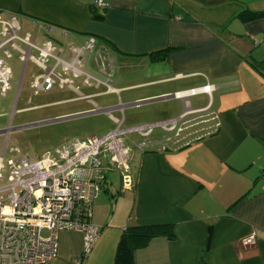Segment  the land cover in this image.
<instances>
[{"label": "crops", "instance_id": "obj_1", "mask_svg": "<svg viewBox=\"0 0 264 264\" xmlns=\"http://www.w3.org/2000/svg\"><path fill=\"white\" fill-rule=\"evenodd\" d=\"M103 1L106 7L93 11L92 0H0L1 20L14 26L19 37L27 32L34 44L69 43L64 64L81 74L74 76L49 58V68L64 78L83 74L78 67L86 57L83 60L78 50L88 37L112 62L130 63L139 70L134 81L120 87L92 86L83 79L87 87H104L95 96H116L106 108L71 85L53 84L40 92L57 85L78 94L67 100L87 101L91 110L83 114L105 112L113 128L128 119L109 111L122 112L124 106L140 103L145 104L144 114L136 119L142 123L202 109L216 117L218 127L178 149L134 151L129 161L132 188L115 191L107 174L93 200L90 222L99 235L89 252L83 255L80 232L60 231L58 253L45 264H113L120 235L133 224H171L173 231L172 238L156 236L136 248L134 264H264V74L251 64L264 58V15L241 18L244 13L264 12V0ZM14 43L27 50L20 40ZM9 47L21 62L18 96L25 79L31 88L44 71ZM206 85L210 91H201ZM123 98L137 101L124 104ZM3 148L4 140L0 152ZM251 234L254 243L243 245Z\"/></svg>", "mask_w": 264, "mask_h": 264}, {"label": "built area", "instance_id": "obj_2", "mask_svg": "<svg viewBox=\"0 0 264 264\" xmlns=\"http://www.w3.org/2000/svg\"><path fill=\"white\" fill-rule=\"evenodd\" d=\"M95 8H105L103 0H92ZM20 40L27 50L14 43ZM9 45L19 52V58H30L44 73L34 78L30 87L34 94L53 84L60 88L70 86L71 79L64 78L54 67L45 65L49 58L60 64L64 71L74 76L81 74L72 64H64L49 40L34 44L26 32L21 38L14 26L0 18V50L10 57ZM34 49L38 55L29 53ZM86 52H93L99 71L106 73L108 85L112 76V59L104 49L88 37L78 50L83 60ZM87 77H90L87 75ZM11 70L0 57V94L10 89ZM85 83H90L87 79ZM201 91L209 92V86ZM199 89H190L196 93ZM176 96H182L175 93ZM192 116V117H190ZM216 117L202 109L183 112L175 118L122 126L121 124L101 135L72 138L39 157L19 155L4 162V148L0 152V264H45L58 253V233L64 230L83 235V255L96 241L98 228L91 222L93 200L106 183L108 172L120 175V191L133 186L130 158L134 151H166L186 146L218 127ZM161 132L155 136V131ZM135 136V139L132 137ZM47 230L48 235H41ZM254 243L253 234L242 240L247 246ZM78 264V262H77Z\"/></svg>", "mask_w": 264, "mask_h": 264}, {"label": "rangeland", "instance_id": "obj_3", "mask_svg": "<svg viewBox=\"0 0 264 264\" xmlns=\"http://www.w3.org/2000/svg\"><path fill=\"white\" fill-rule=\"evenodd\" d=\"M30 32L35 30L29 29ZM52 45L57 54L59 49L62 52L59 54L60 59L65 62L68 60V45L69 43L64 40L60 42L53 41ZM73 46V45H71ZM10 57H1L5 60L11 69L12 77L10 80V89L4 94H0V130L8 129L5 135L0 134V146L4 140V162L7 158L17 157L19 155L28 157H39L49 150L72 138H87L94 135H101L113 129L112 123L107 119L105 112L87 113L91 106L87 101L81 99L67 100L76 97L78 94L88 96L89 100L100 106L106 108L116 102V96L102 95L95 96V93L103 91L104 87L95 89L94 87H87L83 85V79H87L92 86L96 81H107V73L110 71L107 68L106 73L99 71L94 60L93 52H86L85 64L83 67H78L83 74L79 78H74L72 75H66L68 79L72 80L71 86L77 89L78 94L70 92L67 89H59L57 85L48 92H39L34 94L33 89L29 88L28 80L25 79L21 85L18 96L16 95V87L20 76L21 62L17 58V54L9 47L6 46ZM33 55H38L35 50L31 52ZM1 54V53H0ZM52 60L49 59L45 65L50 67ZM133 64L121 63L114 59L111 63L112 76L109 85L112 87H120L125 82L135 80L139 73L137 68H133ZM30 71V66L27 72ZM35 70V73H39ZM89 75L90 77H87ZM65 76V75H64ZM139 92V91H136ZM17 97V104L14 107V97ZM128 101V102H127ZM137 100H125L122 103H130ZM144 103L137 105L124 106L122 112L109 111L112 116L120 118L127 117L124 126H131L141 124L136 118L144 114ZM22 109V110H20ZM82 113V114H81ZM12 115V120L9 118ZM140 119V118H139ZM159 131L158 129L155 131ZM5 138L3 139V137ZM135 139V136H132ZM109 179L112 180V185L115 191L120 190V175L115 170L108 172ZM108 198V195H105ZM119 196V195H118ZM113 200V199H111ZM41 235L47 236L48 231L42 230Z\"/></svg>", "mask_w": 264, "mask_h": 264}, {"label": "trees", "instance_id": "obj_4", "mask_svg": "<svg viewBox=\"0 0 264 264\" xmlns=\"http://www.w3.org/2000/svg\"><path fill=\"white\" fill-rule=\"evenodd\" d=\"M96 8L92 6L94 11ZM264 12H250L241 14L242 20L256 19ZM161 59L167 55V50L162 51ZM252 66L264 74V58L251 62ZM156 236L173 237L171 224L139 225L133 224L125 227L117 243L113 264H134L133 252L136 248L143 247L151 238Z\"/></svg>", "mask_w": 264, "mask_h": 264}]
</instances>
